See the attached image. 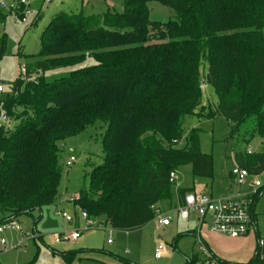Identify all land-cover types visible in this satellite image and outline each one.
Instances as JSON below:
<instances>
[{"label":"trees","instance_id":"1","mask_svg":"<svg viewBox=\"0 0 264 264\" xmlns=\"http://www.w3.org/2000/svg\"><path fill=\"white\" fill-rule=\"evenodd\" d=\"M151 1L175 17L152 20ZM123 2V12H61L42 32L40 51L21 53L24 71L4 98L15 125L0 130V224L59 199L60 143L98 121L106 126L103 162L73 204L125 232L146 226L158 203L172 200L171 173L190 164L193 176L213 178V157L202 151L201 129L186 128L188 117L226 118L233 124L226 140L236 146L264 139V0ZM7 17L0 7V27ZM5 43L0 37L1 53ZM62 68L70 72L46 78ZM204 85L216 104H203ZM184 135V145L173 142ZM233 156L251 176L264 172V152L235 147ZM193 191L177 194L183 201ZM257 238L253 258L234 264H264ZM72 254L63 256L71 262ZM206 262L196 254L187 264Z\"/></svg>","mask_w":264,"mask_h":264},{"label":"rangeland","instance_id":"2","mask_svg":"<svg viewBox=\"0 0 264 264\" xmlns=\"http://www.w3.org/2000/svg\"><path fill=\"white\" fill-rule=\"evenodd\" d=\"M18 1L0 0V5L1 2L8 4L7 8L0 6L8 15L5 24L0 27V37L6 38L2 53L0 46V85L4 88V92L0 93V100L11 92L12 83L20 76L22 69L24 71L26 60L21 57V53L30 55L40 51L41 34L54 16L61 12L77 13L82 10L89 15L107 10L113 12L124 10V0H53L51 3H45V0H30L27 22L18 23L14 17L15 12L11 10L14 5H18ZM148 8L152 20L164 23L175 17L172 8L158 1L149 2ZM91 64H94L93 59H88L85 63ZM69 72V68H62L49 71L45 76L52 80ZM203 90V104H216L217 96L214 89L204 85ZM14 125L13 120L12 127ZM232 125L221 116L188 117L186 128L201 129V148L203 152L213 157L214 176L210 179L195 177L192 175L190 164L180 168L178 180L172 183V200L161 201L157 205L162 214L171 215L174 219L170 226L159 227L156 214L153 221L138 230L131 232L116 230L103 222L99 226L96 224L83 231L77 240L70 239L57 243L55 241L57 236L70 234L85 226L82 210L74 205L72 200L82 188L89 186L90 172L103 162L102 140L106 126L102 121H98L80 134L64 140L60 143L62 180L59 186V199L41 210L16 218L22 227L32 230L36 228L42 238L25 241L19 248H11L10 246L24 240V236L10 230L0 232V240L4 239L7 243V250L0 251V264H19L20 261L28 262L26 264H187V261L196 254L202 259L207 258L203 255L202 246H205L212 256L205 264H214L218 261L232 264L248 263L257 248V233L261 239L264 238V172L258 176H251L247 183L238 189L231 176L233 169L236 168L233 155L235 147L238 150L252 147L254 153L264 152V139L256 137L248 145L236 146L233 140H226L231 133ZM183 139L184 145L186 135ZM71 157L75 160L70 164ZM255 179L260 180L263 185L259 190L262 195L255 204L257 233L253 230L246 236L238 238L223 236L212 232L207 224L200 226L196 214L185 220L179 218L173 211L178 202V186L189 187L194 185V182L205 183L208 195L219 199L238 190L251 192ZM62 212H66L73 220L67 221L60 214ZM199 226L200 238L194 232ZM160 244L164 249L161 258H156V248ZM67 252L73 253L71 262L63 256V253Z\"/></svg>","mask_w":264,"mask_h":264},{"label":"built area","instance_id":"3","mask_svg":"<svg viewBox=\"0 0 264 264\" xmlns=\"http://www.w3.org/2000/svg\"><path fill=\"white\" fill-rule=\"evenodd\" d=\"M53 0H45V3H51ZM30 0H19L18 5H14L11 10L15 12V19L18 23L27 22ZM1 7L7 8L8 4L1 2ZM20 10V8H22ZM4 92V88L0 85V93ZM12 127V118L8 114V111L5 106L4 99L0 100V130H7ZM184 139H176L173 142L176 145L182 146ZM248 154H253L252 147L247 148ZM75 160L74 157H71L69 163ZM233 182L235 186L240 189L241 186L245 185L249 178L251 177L248 170L240 168L236 165V168L233 169L231 173ZM178 180V173H171V181L176 182ZM253 190L251 192H237L225 196L219 199H214V197L199 192H189L185 195L183 201L175 207V212L182 219H190L192 214H196L199 218L200 226L207 224L209 229L215 233L221 234L223 236H228L232 238H238L240 236H246L249 232L257 230L256 228V217H255V197L258 194L260 188H262V182L258 179H255L252 183ZM73 201V200H72ZM156 214L158 215L159 225L168 226L172 222L171 215L162 214L161 210L156 206ZM67 221L71 222L73 218L69 216L66 212L60 213ZM82 218L85 220V226L80 229L71 232L67 235H59L55 238L57 243L65 240H77L83 231L89 230L92 226H99L100 224L92 220L89 215L82 211ZM103 223V222H102ZM15 231L24 236V240L20 241L18 244L10 246L11 248L22 247L25 241L32 239L40 238L41 235L35 229H26L21 226L19 222L15 219L3 221L0 224V232L5 231ZM112 233V230L110 231ZM200 238V237H199ZM112 240H109L111 242ZM1 248L0 251L7 250V243L4 239L0 240ZM259 244L261 247H264V239H259ZM164 249L162 244L158 245L156 248L155 256L156 258H161V253ZM203 254H208V251L202 246ZM209 255V254H208ZM199 264V263H198ZM201 264V263H200ZM214 264H220L214 262Z\"/></svg>","mask_w":264,"mask_h":264},{"label":"crops","instance_id":"4","mask_svg":"<svg viewBox=\"0 0 264 264\" xmlns=\"http://www.w3.org/2000/svg\"><path fill=\"white\" fill-rule=\"evenodd\" d=\"M180 188H193L194 189V192H199V193H206V194H208L207 193V190H208V188H207V185L204 183H197V182H194V185H192V186H189V187H183V186H178V189H180ZM177 192H178V190H177ZM236 191H234V192H232L231 194H233V193H235ZM231 194H229V195H231ZM229 195H227V196H229ZM177 198H178V202H177V205L175 206V207H177L178 205H179V203L182 201L180 198H179V196H178V194H177ZM174 212H175V210H173ZM254 212H255V208H254ZM177 213V212H176ZM178 215V214H177ZM179 217V216H178ZM255 217H256V219H257V216H256V214H255ZM180 218V217H179ZM197 218H198V216H197ZM199 219V218H198ZM174 221V219L172 218V222ZM172 222H171V224H172ZM170 224V225H171ZM170 225H168V226H170ZM168 226H160L159 225V227H168ZM256 228H257V222H256ZM35 230H36V228H34ZM200 231H201V229H200V226L197 228V230H195L194 232L197 234V236L198 237H201V235H200ZM255 231V230H254ZM213 232V231H212ZM256 233H257V230L255 231ZM215 233V232H214ZM259 234L257 233V236H258ZM232 238V237H231ZM31 241V240H30ZM205 247V246H204ZM205 249L208 251V254H203V255H206V257L207 258H205L204 260H208V258H210V260H211V253H210V251L205 247ZM26 254V253H25ZM26 263H28V262H22V261H20L19 262V264H26Z\"/></svg>","mask_w":264,"mask_h":264}]
</instances>
